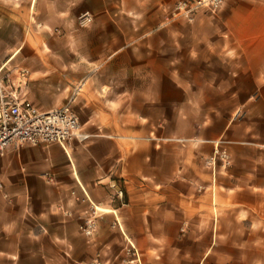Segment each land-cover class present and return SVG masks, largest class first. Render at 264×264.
<instances>
[{
    "label": "crops",
    "instance_id": "0c3cea01",
    "mask_svg": "<svg viewBox=\"0 0 264 264\" xmlns=\"http://www.w3.org/2000/svg\"><path fill=\"white\" fill-rule=\"evenodd\" d=\"M174 1L23 0L18 10L0 6L17 23L12 33L24 34L29 18L42 23L62 20L83 3L96 19L88 34L103 38L92 46L102 58L107 51L121 52L133 45L134 49L149 45L157 50L143 62L152 67L153 100L143 104L136 100L129 110L135 118L129 124L126 116L121 117L128 111L126 103L120 98L118 109L112 107L111 93L92 79L93 84L73 102L76 109L92 113L81 123V132L88 137L82 141L74 138L73 151L68 149L67 155L60 144L46 143L10 146L0 157V182H5L6 191L2 195L0 190V225L6 227V238L13 244L0 249V264H30L29 259L60 264L71 255L84 257L80 246L72 251L62 248L65 238L74 239L75 223L64 225L55 235H32L25 227L30 225L32 210L42 213L52 201L71 204L72 188L91 201L109 204V211L119 210L118 222L126 227L145 264H264V0H224L216 13L200 16L199 36L209 32L221 41L191 43L188 57L183 58L170 54V43L159 47L152 40L141 42L145 35L154 38L160 29L154 28V7L161 13ZM111 3L117 7L112 8ZM127 14L138 16L140 23L129 31L120 25V34L140 36L129 43L105 40L110 33L101 32L98 19L106 18L104 24L110 26V19L117 16L121 24ZM145 21L150 29H143ZM20 48L5 49L2 66L15 59ZM160 49L167 50L165 57H160ZM111 56L109 52L107 59ZM177 62L197 65L198 76L214 94L199 101L190 84L195 80L189 76L192 69H175ZM73 64L78 67L79 58ZM80 79L71 74L64 81L65 88L56 87L63 91L55 89L54 100L52 94L32 93L29 84L34 98L30 100L44 111L61 107ZM61 96L65 101L58 105ZM117 113L118 122L108 123L109 133L93 132L103 127L100 123L95 126L96 114ZM225 151L230 158L226 169L220 160ZM115 166L128 201L122 206L106 196ZM7 196H11L9 200ZM112 219L108 214L99 221V241L110 245L108 252L115 257L122 235L119 229L109 228ZM34 238L41 247L28 250ZM85 256L90 258L93 252L88 249Z\"/></svg>",
    "mask_w": 264,
    "mask_h": 264
},
{
    "label": "rangeland",
    "instance_id": "374dc122",
    "mask_svg": "<svg viewBox=\"0 0 264 264\" xmlns=\"http://www.w3.org/2000/svg\"><path fill=\"white\" fill-rule=\"evenodd\" d=\"M178 1L179 0H175L173 3L166 4L164 9L161 10V13L154 7V28L160 26V29L154 32V38H152L153 35H145L141 42L150 43L152 40L154 45L159 47H166V45L170 43L172 45L171 50H169L170 54L175 58H183L188 57L189 51L187 45L191 43L201 40L203 42L221 41V39L216 38L212 33L207 31L203 37L202 35L199 36L198 31L200 28L197 23L200 16L214 14L220 7L215 12H211L207 9H200L189 16L184 14L176 15L174 13V6ZM22 4H24L23 0H0V6L5 9L18 10L22 8ZM114 4L115 3L110 4L112 8L117 7ZM172 4L174 5L171 6ZM6 12L7 11L3 12L0 10V67L6 61L5 49L21 45L16 58L8 62L4 66L2 72L10 69L11 74H13L16 70H26L28 79L27 97L29 99L34 100L31 95V90L29 89V84H31L32 93H36L38 96L41 94H52V98L50 97V99L54 100L57 97L55 96L54 98L55 89H57V93H60V91L65 88L64 81L66 79L69 80L71 74H74L78 75L79 79L86 77L83 80L80 79L75 84L74 90L78 86L81 87L77 94L82 91H87V88L93 84L92 79H94L95 85H102L103 83L105 86L102 89L111 93L110 105L112 107L117 106L115 109H118L119 99L121 98V101L126 103L128 110L126 115L122 114L121 117L126 116L129 124V122L133 121L135 118V114L129 112L130 107L135 104V101L141 100L143 104L153 98L154 91L150 83L152 78V67L143 64V62L146 58L154 56V53L157 54V50H153L151 48L152 46L149 45H143V49H134L133 45L121 52L115 50L107 51L105 53L106 56L102 58L103 56L100 55V52L92 48V46L98 40L101 42L103 38L102 36H100V38L95 35L93 36L91 33L88 34L91 30L92 23L96 19L94 14L86 9L83 3H80L78 8L74 9L72 16L69 14L68 17L62 18V20L59 18V20H53L51 23H42L38 19L29 18L26 22V27H24V34L21 32L12 33L17 23L12 20ZM126 16V20H123L121 24L117 22V16L116 18L110 19V26H107L108 23L104 24V22H107L106 18L98 19L97 25L99 29H101V32L103 30H108L110 33L104 36L105 40L110 39L111 41H116V43L119 41L129 43L140 36L139 33L133 32L120 34V25L129 31L135 24L140 23V18H138V16L132 14H127ZM142 27L143 29H150L147 21H145ZM180 44L185 48L179 49ZM109 52L112 56L110 59H107ZM159 52L161 54L160 57H165L167 50L160 49ZM194 56H197V54ZM77 58H79L80 61L78 67L73 64ZM96 58L97 60L99 59V62L95 61ZM174 68L180 70L192 69L191 71L194 73L192 72V75L189 76L195 80L190 84L192 90L196 92V97L199 101L204 102V96L214 94L211 89L205 86L206 82H203L202 78L198 76L197 65L192 67L190 65L183 66L177 62ZM154 69H156V67H154ZM158 69H160V67H158ZM62 79L63 81H61ZM58 85H61L62 89L56 88ZM201 87L203 88L199 91ZM64 101L65 98L61 96V98H58V105L63 104ZM141 101H139L140 104ZM72 107L77 113L80 123H85L89 117L92 116L91 112H87L83 109H76L73 105ZM111 110L113 109L110 108V111ZM118 116V113L110 116L108 114L105 116L96 114L94 116L95 126L100 123L103 127L93 132L97 134L109 133L107 130L108 123L110 122L111 124L113 120L118 122ZM25 145L31 144L25 143L20 147ZM74 145L75 142L72 140V151ZM227 155L228 152L225 151L222 153V159H220L221 165H225L224 169H226V164H228V160H230ZM117 168V166L113 167L110 172L111 178L107 183L108 193L106 196L109 201L112 200L114 204L122 206L127 204L128 201L126 199V190L122 178H120L115 171ZM49 180L52 181L50 177ZM0 183L2 185L0 186V190L2 195H4L6 193L4 188L5 182L2 181ZM69 194L72 202L71 204H67L63 201H52L48 204L46 209L41 211L42 213L32 210L29 216L30 225L25 226L27 232L32 235L40 232L47 235H55L56 232H62L64 225L67 228L70 223H75V230H72L71 226H69L70 232L72 230L71 236L74 239L65 238V240L62 241V248L72 251L80 246L79 249L83 250L84 257L80 256L76 259L71 255L68 256V261L64 260L63 263L61 262L60 264H145L139 248L127 232L126 227H121L118 222L117 217H120L119 210L101 211V209L97 208L98 206L105 209H111L112 206L103 203V201H91L84 193H78L74 188L70 189ZM10 197L11 196H7L5 199L9 200ZM108 214L113 215L109 228L112 230L119 229L122 235V242L117 244L115 257L114 255L110 256L109 253L111 252H108L112 247L99 241L101 231L98 223ZM44 219L47 221L45 224L42 222ZM6 232V227L0 225V249H8L13 246V244L8 241V238H6ZM34 239L35 241L31 242L26 247L28 250L40 249L41 245L38 239ZM42 244L45 243L43 242ZM259 244L261 247L262 243H256V246ZM88 249L93 252V256L90 258L85 256ZM29 261L30 264H39L34 259H29ZM57 264H59V262Z\"/></svg>",
    "mask_w": 264,
    "mask_h": 264
},
{
    "label": "built area",
    "instance_id": "2783aa9c",
    "mask_svg": "<svg viewBox=\"0 0 264 264\" xmlns=\"http://www.w3.org/2000/svg\"><path fill=\"white\" fill-rule=\"evenodd\" d=\"M223 1L179 0L174 13L189 16L200 9L215 12ZM3 68H0V156L10 146L51 142L60 144L68 155L66 148L72 149L74 138L82 141L88 137L81 132L79 117L72 107L80 86L63 106L44 111L27 97V71L16 70L11 74L10 69L2 72Z\"/></svg>",
    "mask_w": 264,
    "mask_h": 264
},
{
    "label": "bare ground",
    "instance_id": "6f19581e",
    "mask_svg": "<svg viewBox=\"0 0 264 264\" xmlns=\"http://www.w3.org/2000/svg\"><path fill=\"white\" fill-rule=\"evenodd\" d=\"M5 64H6V63H5ZM66 149L68 150L69 148H66ZM69 150H70V149H69ZM67 152H68V151H67ZM97 208H98V209H101V211H102V210H104V211H109L108 209L101 208V207H99V206H98Z\"/></svg>",
    "mask_w": 264,
    "mask_h": 264
}]
</instances>
